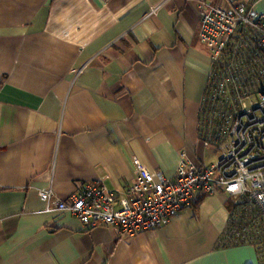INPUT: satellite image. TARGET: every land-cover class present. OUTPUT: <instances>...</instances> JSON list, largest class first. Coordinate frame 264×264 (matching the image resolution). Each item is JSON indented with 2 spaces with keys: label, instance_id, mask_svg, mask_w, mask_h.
Here are the masks:
<instances>
[{
  "label": "crops",
  "instance_id": "crops-1",
  "mask_svg": "<svg viewBox=\"0 0 264 264\" xmlns=\"http://www.w3.org/2000/svg\"><path fill=\"white\" fill-rule=\"evenodd\" d=\"M203 1L215 0H0V264H264L252 245L220 246V190L131 237L36 195L67 200L100 180L123 197L134 182L126 145L170 178L182 151L197 156L211 72Z\"/></svg>",
  "mask_w": 264,
  "mask_h": 264
},
{
  "label": "built area",
  "instance_id": "built-area-1",
  "mask_svg": "<svg viewBox=\"0 0 264 264\" xmlns=\"http://www.w3.org/2000/svg\"><path fill=\"white\" fill-rule=\"evenodd\" d=\"M197 10L199 36L213 64L205 116L219 119L223 129L217 134L223 138L218 158L204 162L182 151L170 178L150 172L126 145L134 182L123 197L117 199L100 180L76 189L67 200L48 189L36 195L47 209L67 210L84 227H113L119 236L131 237L167 224L195 194L220 190L233 204L256 209L262 229L252 244L264 257V12H256L248 0L203 1ZM231 229L226 242L251 240L249 229Z\"/></svg>",
  "mask_w": 264,
  "mask_h": 264
},
{
  "label": "trees",
  "instance_id": "trees-1",
  "mask_svg": "<svg viewBox=\"0 0 264 264\" xmlns=\"http://www.w3.org/2000/svg\"><path fill=\"white\" fill-rule=\"evenodd\" d=\"M211 70L213 68V64L210 65ZM211 78H209L206 89L203 94V99L201 103V107L199 110L198 114V128H197V133H198V138L199 141H205L208 143L209 147L217 148L219 150V146L221 142L223 141V138L218 136L217 134L219 133V130H223L221 128V122L217 118H211V117H206L205 116V110L207 106V101H208V95L211 90ZM195 203H193L194 206ZM227 205V211L229 213V223L227 225V228L224 233L221 235L220 239V246H236V245H252V241L257 238L258 232L262 228L261 226L256 225V220L258 218V215L256 213V209L250 205V204H245V203H239V204H233L227 199L226 202ZM233 225H238L245 227L250 230V235H251V240L249 242H234V241H229L226 242V236L230 235L232 232V226ZM250 243V244H249Z\"/></svg>",
  "mask_w": 264,
  "mask_h": 264
},
{
  "label": "rangeland",
  "instance_id": "rangeland-1",
  "mask_svg": "<svg viewBox=\"0 0 264 264\" xmlns=\"http://www.w3.org/2000/svg\"><path fill=\"white\" fill-rule=\"evenodd\" d=\"M217 1L218 0H215L214 3L217 2ZM214 3H211V4H214ZM201 42L205 45V47H206V49L208 51L206 43H204L202 40H201ZM196 151H197L196 153H197L198 158L202 159L204 162H206L207 160L215 161L218 158V155H219V150L217 148L204 147L202 145V143H199V145L196 147Z\"/></svg>",
  "mask_w": 264,
  "mask_h": 264
}]
</instances>
